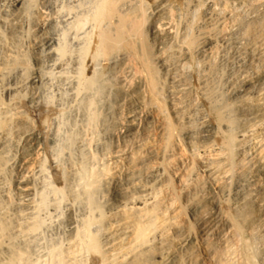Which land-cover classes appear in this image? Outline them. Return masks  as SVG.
<instances>
[{
    "label": "bare ground",
    "instance_id": "1",
    "mask_svg": "<svg viewBox=\"0 0 264 264\" xmlns=\"http://www.w3.org/2000/svg\"><path fill=\"white\" fill-rule=\"evenodd\" d=\"M16 1L19 2L21 0H6L5 5L3 7L2 6L0 7V93L2 92L8 93L9 90L15 89L13 86H11L12 83L9 84V82L7 81L6 82L2 81L4 80L2 78L5 77L4 68H6V66L9 64L12 65V63H16V61L19 63L23 60V53L19 48L18 42L25 33V28L29 20V16H28L29 13L27 12L29 11H27L25 6H22V3L25 0L21 2V6L19 7H15L14 3ZM53 2L54 0L50 3ZM91 2H92L91 6L89 5L90 8L89 9L86 8L85 11V14H87L88 19L92 22L91 30L86 32V36H85L87 43L85 44L82 51H80V54L78 55L76 54L73 56L71 55L72 57L70 56L66 57L67 55L66 50L64 49V47L61 46L62 43L61 40L63 39L62 36H64L65 33L69 32V30L71 31V29H75V28L77 29L78 26L80 28V25H83L84 21L87 23L86 17L85 19L84 17L80 18L77 13H74V15H70L71 10L69 8L76 7L75 5L71 4V7L69 8L67 7L68 9L67 8L62 9L58 13L59 15L56 19L51 16V13H49V11L51 10L48 9L47 11V3H48L47 0H39L38 6L33 11L35 12V14H37V19L34 18L33 20H36L34 22L36 23L35 28L39 32H41L42 30H46V32H41L40 35H38L37 37V41L35 44L36 51L34 52L33 55V59L36 67L33 68L35 70L30 74V79H28L30 80V82L27 87L32 88L35 84L38 83H39V87H41L40 81L42 79L43 80L45 79L44 77H42L43 73L41 70L42 68L44 69L46 67L55 70V72L58 73L60 77L68 79V76H65L64 73L66 66L69 65V63H71L73 66L77 65L78 66L77 68L79 69V71L77 72L78 73L77 81L72 78L69 79V82L71 84L76 83L78 86L82 88H87V89L94 88L97 92H101L104 88V81L106 79L105 75L103 73L98 72L96 68L97 61L101 59L106 63L107 71L109 73H112L114 75V78L117 77L116 79H118L117 83L115 82L116 85L114 90L120 96L119 100L121 101V103H119V105L124 106V105L138 104L139 106H141V108L146 109L145 119H149L152 116H155L158 119H160V122L162 123L161 125L163 126L162 130H164L165 133L163 137L164 144L162 150L159 152L158 151L156 152L155 150H150L151 148L149 150L147 149L148 151L144 154H142L143 152L142 151L141 154L139 153L140 155L139 154L137 155L135 152L132 151L130 153H126L125 155H123V152H121L122 156H118L119 158L117 159V161H115L117 162L115 165L116 171H114V168H111L110 165L108 166V164L103 166L101 165L102 167L100 166L101 169L99 170L90 171L89 181L86 182L84 185V193L87 196L89 211L80 220H76L75 216L69 217L68 222L69 225L71 226H69L68 228L69 229L67 235L68 238L66 237L67 238L66 242L61 241L66 243L65 247L60 251H56L52 255L51 258L52 264H179V262H181L180 261L181 256L185 252V251L183 252V250L185 249L186 246L192 244V242L189 235L184 234V230H183L184 228L182 224L183 222L181 223L180 222L181 220H178L179 215L177 216L175 214L177 208V207L175 208L177 204V203L175 204V202L178 197H177V193L173 192L174 191L173 186L171 188L169 186H171L172 181H175L176 184H178V186L175 187L176 191L180 190V188H182V183L187 179L185 173L188 175L189 170L187 169L186 160L184 159L182 160V158H179L180 163L178 164L179 161L176 162L175 157H173L172 155L171 156L167 155V152L170 150L169 148L172 145L171 143L173 139L177 140V143L180 145L181 152L184 151V147H182L183 146L182 138H180L177 134L174 133L175 124L173 126V122H171L169 119L170 117L167 116L168 108L166 107V103L167 102L170 103L169 109L173 113L175 119H178L179 116L178 121H180V118L183 119L182 115L180 117L182 103H184L183 97L185 94L191 92L193 89L198 92H201V94L204 95L206 99H208V101L212 105L210 111L213 115V120H210L208 119L209 117L206 118L208 116L207 114L205 113L202 114L203 112L201 113L202 126L200 124L199 125L202 128V133L200 136L203 139L201 138L200 139L203 140V142L204 141L205 142L204 144L201 145L199 144L200 147L198 148L196 147L195 150L197 151L196 159L200 163L198 169L201 170V168H204L202 169L203 171L201 174L206 176L208 180H210L211 182L213 181L214 176L216 178V175H218V173L224 172L223 176L225 175L226 177L227 173L225 174V172H228V169L231 168L232 165L234 164V160L232 159V153L236 149L239 150L242 158L241 160L240 159L237 160V162L235 161L236 166L238 165L239 167V171L235 168L238 172L236 175V189H235L236 190L235 196L238 200L237 202L238 209L236 216H239L241 218V221L242 219L245 221L248 220L250 223L253 224L256 221L257 222L264 221V191L263 192L260 191L261 185H264V141L260 140L261 135H259V133L261 132H263L264 135V125L262 124V126L259 128L261 132H259V130H257L259 133H257L256 131H255L256 133L254 132L255 133L254 138L256 139V142L255 141L254 142L255 144H257V146H255L257 147V149L255 150L256 151L255 154L252 155L251 157H247V153L249 152H247L248 149L246 147L245 140L236 139L232 133L225 134V136H223V138L221 139H218V137L216 136V134L218 133V127L221 124L227 123V126H232L234 122L233 113L239 114L241 116H245V119L248 120L251 119L254 120L255 122L259 121L262 118V122H264L263 121L264 119V0H91ZM83 4H87V3H83ZM66 6H68V4ZM82 19H84L83 22L81 21ZM118 52H120L119 53L120 55L117 60ZM6 69L5 71H7ZM25 73H27V71ZM48 75L51 76V74ZM49 78L51 79V77H48V79ZM52 78L54 77L52 76ZM45 81H47V76ZM219 82H222L223 83L222 86H224L223 89L225 92V96L227 97V100L225 101L218 100L216 97V93L218 92ZM23 94L24 93L22 92V95ZM9 95H13V94L10 93ZM21 99H23V97H21ZM28 99H30L29 103L32 106H34L35 104L38 105L37 102L33 101V96H31ZM98 101L102 102L101 99ZM118 102L119 101H116L117 103L116 106L118 105ZM46 103H50V106H52L50 101ZM193 103H195V101ZM54 104L57 105V103ZM111 104L113 105V103ZM3 105H4L3 103L0 104V144H1L0 146L1 149L3 146H5V142L7 141V138L10 134H13L16 137V139L18 137L23 141L22 148L25 147V150L20 151L22 153L16 170L18 175H16L17 177H16L15 188L19 191L18 193L21 194L22 196L21 201L24 202L23 205L25 208L23 212L25 214H31L30 200L33 194V190L31 187V180L34 174L41 172L43 170L42 158L40 159L41 157L40 154L44 151L43 149H45V146L48 147V145H45L46 140L48 138H46V135H43V131L41 133L42 129L40 130V132H38L35 128L30 126L29 124L30 120L28 117L29 113L28 111L21 112L24 110H19L20 109L19 104H18L19 106L13 105L15 106V108L13 107V110H15L14 116L8 115L9 111L8 108H6L8 105L6 107ZM114 106H115V102H114ZM54 107L56 108V106ZM44 108L45 107H43V109ZM43 109L42 111L47 110V109L46 110ZM119 109L120 108H118V112L120 111ZM132 115L123 119V121L119 119L121 122H119L117 125L118 129L113 131V133L110 132L116 139L122 140L123 143H125L127 137L135 134V132H137L136 131L137 126H140L139 124L136 125L137 123H135V120ZM59 116L60 114L58 115V118ZM151 119L147 121H150ZM255 122L254 124H252L253 126L256 125ZM188 123L190 124V121ZM258 125L261 124L258 123ZM49 126L53 127L52 125ZM48 128L50 129V127ZM56 131H58V129ZM177 132H179V135H181L180 131ZM52 135H54L53 132ZM55 135H57V133ZM57 137L59 136L57 135ZM53 142L54 141H52V144ZM88 144L89 143H86V145ZM187 144L190 145L191 143L188 142ZM96 145L98 144L96 143ZM126 145L127 144H123L122 148L115 150L116 154H118L120 151H123V147ZM18 146L19 145L17 144V147ZM55 147L53 149H55ZM90 148L89 150L91 151ZM129 149L132 148L129 147ZM194 149H195L194 147L191 148V151H194ZM48 150H52V149H48ZM92 150L95 149L93 148ZM55 151L56 150H54V152ZM57 151L60 153L59 150ZM57 151L56 153L58 155ZM74 151L78 152L79 150L78 151L74 150ZM2 153H4V151H2ZM50 153L52 152L50 151ZM50 153L49 156H51ZM43 154L46 153L43 152L42 155ZM102 156H106V155L103 154ZM45 159L47 160V158ZM50 159H54L55 163L58 162L57 160H55L56 158L51 157ZM89 159L91 158L89 157ZM107 159L109 161V157H107ZM193 160L194 159L192 158L191 163H194ZM2 162L0 161V170H1ZM58 163H56L55 165H57ZM112 163H114V161ZM53 164L54 163L50 164L49 162V167L50 165ZM55 165H53V167ZM226 166L228 168H226ZM55 167L59 169L58 166ZM96 169H98V167ZM186 169L188 170V172ZM216 170L218 173L214 175V172ZM8 171H11V169ZM60 171H58V173ZM142 171L143 173L146 171L145 172L146 176L145 179L143 180L140 179L142 178L141 177V175L143 174ZM140 172L142 174H140ZM57 174L55 176H57ZM166 174H167V178H165ZM212 175L214 176L212 177ZM232 175L234 176V174ZM55 176L53 177V182H55L54 181ZM68 176L66 177L68 178ZM173 176H176V179H174ZM220 177H222V174ZM67 180H69V178ZM101 181H103L104 183L107 184V186L110 187L109 189L112 200L111 204L108 207H106L107 210L105 212H103L96 206L93 197V194L97 191L99 184H101L100 183ZM40 182L42 183V181ZM59 193L60 191L58 192V194ZM67 193L65 192L64 194ZM61 195L62 194L60 193L59 196ZM202 202L203 199L201 203ZM212 202H213L212 199L211 200L208 199L207 203L212 204ZM207 206H209V204ZM209 209L210 210L208 215L206 214L207 217L206 218L203 217L204 219L202 218L203 220H201L200 222L198 221L200 224V229H199L200 232H203L204 230H206V228H208L207 230H209V228H211L212 230V228H217L219 226V219L221 218H218L219 215H217V209L212 206L211 208L209 206ZM22 210L19 211L22 212ZM203 212L205 213V211ZM25 221L27 222V220ZM170 226H173V228H171L173 229L172 230L173 234L168 233V235L169 234L174 235L175 240L177 242H175L176 244L174 243L176 245L175 247H173L174 250L168 252L167 251V249H169L168 247H171L169 242L167 243L164 240L158 242L156 241L157 244L155 245L154 243L151 242L156 237L154 235L156 231H158V233L161 235H165L166 232L165 236H167V231L170 229ZM31 227L32 226H30V228ZM222 227L224 228V226ZM5 229H6L5 226L4 227L0 226V233L4 232ZM235 236H237V233L235 234ZM155 240L158 239L155 238ZM219 253L220 252L216 250L214 251V254H212L213 256H215V263L218 262L217 259L219 257ZM80 254L84 255L85 258L83 260L82 259L79 260L80 258L78 259V255L80 256ZM154 254L157 256L159 260L150 261L149 257ZM2 259L3 258H1V260Z\"/></svg>",
    "mask_w": 264,
    "mask_h": 264
},
{
    "label": "rangeland",
    "instance_id": "2",
    "mask_svg": "<svg viewBox=\"0 0 264 264\" xmlns=\"http://www.w3.org/2000/svg\"><path fill=\"white\" fill-rule=\"evenodd\" d=\"M5 1L6 0H0V7L1 6L3 7L5 5V3H6ZM23 1L24 0H21L19 2L16 1L14 3L15 7L21 6V2H23ZM25 1H27V0H25ZM28 1L25 2V4L23 2L22 6H25L27 11H29V12H27V13H29L28 14L29 20H28V24L25 28V33L23 34V37L18 42L19 48L21 49V52L23 53V60L19 63L16 61V63H12V65L8 63L9 65L6 66L7 69L4 68V76L5 77L3 76L4 78H2V79H4V80H2V81L3 82L7 81V82H9V84L12 83L11 86H13L15 89L9 90L8 93H4V92L0 93V104L3 103L4 104L3 106H5V107L8 105L6 108H8V111L10 112V113L8 112V115H11V116L15 115L14 114L15 110H13V107L15 108L16 105L17 106L20 105L19 106L20 109L18 108L19 110H24L21 112L28 111L30 126L35 128L38 132H40V130L42 129L41 133L43 131V135H46V138H48L47 140H49V141L46 140L45 145H48V147L45 146V149H43L44 150L43 152L46 153L47 155L46 154L42 155L43 152L40 154V156H41L40 159L42 158L43 170L41 172L34 174L33 175L34 178L32 177V180H31V187L33 190V194L31 197L32 201L30 200L31 214H25L23 212L25 209L24 205H23L24 202L21 201L22 196H21V194L18 193L19 191L15 188L16 187L15 186L16 185L15 184L16 183V177H17L16 175H18L16 170H17L19 160L21 158L20 157L21 153H22L20 151L25 150V147L22 148L23 147V141H22V139H20L18 137L16 139V137L13 134H10L7 138V141L5 142V146H3L2 149L0 146V149H1L0 150V161L1 162L3 161L2 165H1V170H0V188H1L0 189V203H1L0 204V226L6 227L4 232L0 233V251H1L0 252V255H1L0 256V264H2L3 262H4L3 264H20L21 262H22L21 264H38V263H40V264H45V263L50 264L51 263L52 264V261H51L52 255L56 251H60L65 247V244H66L65 242L68 238V236H67L68 231H69L68 228H69V226H71V225H69V222H68L69 217L75 216L76 220H80L89 211V204L87 201V196L84 193V185L86 182L89 181L90 171L91 170H95V171L99 170V169H101V167L103 165H107V164H108V166L110 165L111 168H114V171H116L115 165L117 162H115V161H117V159L119 158L118 156H122L121 152H123V155H125L126 153H130L132 151L138 155L139 153L141 154L142 151H143L142 154L146 153L150 148H151L150 150H155L156 152L157 151L159 152L163 148V144H164L163 137L165 135L164 130H162L163 126L161 125L162 123L160 122V119H158L155 116H152L151 117L152 119L149 118V119H151L150 121H147L149 119H145V114H146L145 108L144 109L141 108V106H139L138 104L124 105V106L119 105V103H121V101L119 100L120 96L114 90L118 79H116L117 77L114 78V75L107 71V69H106L107 65L101 59L98 60L99 62L97 61L96 68H97L98 72L103 73L105 75L106 79L104 81V88H103L104 91L102 90L101 92H97L94 88L87 89V88H82V87L78 86L76 83L71 84L69 82V79L72 78V79L77 81V79H78L77 78V76H78L77 72L79 71V69L77 68L78 66L77 65L73 66L71 63H69L70 66L69 65L66 66L65 73H64L65 76H68V79L60 77L59 74L55 72V70H52V69L46 67L44 69L42 68L41 71L43 73L42 77H44L46 79V76H47V81H45V79L44 80L42 79L40 81L41 87H39V83L35 84L32 88L27 87L29 85V82H30V80H28V79H30V74L35 70L33 68L36 67L34 59H33V55H34V52L36 51L35 44L37 41V37H38V35H40L41 32H46V30H42L41 32H39L35 28L36 23H34V22L36 20H33L34 18L37 19V14H35V12H33V11L38 6L39 0L38 1L37 0H31V1L28 0ZM52 1L47 0L48 3L52 2ZM56 1H58V2H56ZM64 1H65V3H64ZM81 1L82 0H70V1L69 0H54L53 3H50V4L47 3V11H48V9L51 10V11H49V13H51V16L56 18V19L59 15L58 13L62 9H66L67 7L68 8L71 7V4L75 5L76 7H71L72 9L69 8L71 10L70 15H74V13H77L80 18L84 17V19H85V17H86L87 23L84 21V19L81 20L82 22L84 21V24H83L84 26L80 25V28H83V29H80L78 26V28H77L78 30L76 28L71 29V31L69 30V32L65 33V35L62 36L63 39L61 40L62 41L61 46L64 47V49L66 50V54H67L66 57L67 56L72 57L73 55L80 54V51H82L85 44L87 43V40L85 37L86 32L91 30V27H92V22L88 19L87 14H85L86 8L89 9L92 2H91V0H83L82 2ZM70 2H72V3H70ZM29 3H31V4H29ZM56 3H57V5H56ZM77 3H78V5H77ZM83 3H87V4H83ZM59 4H60V6H59ZM67 4H68V6H66ZM89 26H90V28H89ZM29 28H30V30H29ZM32 30L34 33L32 32ZM32 36H33V38H32ZM33 41H34V43H33ZM22 43H23V45H22ZM119 53L120 52H118L117 60H118L119 55H120ZM23 63H24V65H23ZM13 68L16 70H14ZM5 69L7 71H5ZM22 70H23V73H22ZM26 71H27V73H25ZM50 72H52V73H50ZM45 74H47V75H45ZM48 74H51V76ZM56 75H57V78H56ZM52 76L54 78H52ZM48 77H51V79L50 78L48 79ZM59 79H60V81H59ZM222 84H223L222 82H219V85H218L219 87H218V92L216 93V97L218 100H221V101L224 100L225 101V100H227V97L225 96V92L223 89L224 86H222ZM221 86H222V88H221ZM110 88H112V89H110ZM28 89H30V90H28ZM70 89H71V91H70ZM76 90L79 92H77ZM108 91L110 93L111 92L112 93L110 94ZM22 92L24 93L23 95H22ZM90 92H92V93H90ZM106 92L109 94H107ZM10 93L13 94L14 96L9 95ZM102 93H103V95H102ZM27 95H30V96H27ZM31 96H33V101L37 102L38 105L35 104L34 106H32L29 103L30 99H28V98H30ZM7 97L8 98L10 97L9 98L10 100ZM21 97H23L24 100L21 99ZM103 97H105V98H103ZM102 98H103V100H102ZM106 98H108V99H106ZM184 98L185 99L187 98V99L185 100ZM59 99H61V100H59ZM81 99H83V100H81ZM100 99L102 102L98 101ZM49 101L51 102L52 106H50V103H46ZM61 101H63V102H61ZM116 101H119L117 106H116V104H117ZM194 101H195V103H193ZM196 101H197V104H196ZM83 102L85 105L83 104ZM114 102H115V106H114ZM183 102L185 103V105H184V103H182V108L180 111V113H181L180 117L182 115L184 120L182 118H180V121H178L179 116H178V119L174 118L173 113L169 109L170 103L169 102L166 103V107L168 108L167 113L169 114V115L167 114V116L170 117L169 119L171 122H173V126L175 124L174 133L177 134L180 138H182V140H183L182 141L183 142L182 147H184V151L181 152L180 145L177 143V140L173 139L172 143H171L172 145L169 148L170 150L168 149L169 151L167 152V155H170V156L172 155L173 157H175L176 162L179 161V158H182V160L183 159L186 160L187 169L189 170V172H188V170L186 169L189 174L187 175L185 173L187 179L182 183V188H180V190L176 191L175 187L178 186V184H176L175 181H172L171 186H169L170 188L173 186V188H174L173 192L177 193V197H178L176 202H175V204L177 203L176 206L174 204L175 208L177 207L180 209L179 210L176 208L177 212L175 211V214L177 216L178 215L180 216V217L178 216L179 219L178 218L177 219L181 220L180 221L181 223L183 222L182 224H183V228H184L183 229L184 234L189 235V237L191 238V242H192V244H189L188 246L185 247L186 250L185 249L183 250V252L184 251L185 252L182 254L181 260H180L181 262H179V264H217V263L218 264H264V238H263L264 237V221H261V222L256 221L253 224V223H250L248 220L245 221L242 219V221H241V218L239 216H236L237 209H238V203H237L238 200L235 196V192H236L235 189H236V175L238 173L237 170L239 171V167H238V165L236 166L235 163L237 162V160H239V159L241 160L242 156H241L239 150L236 149L233 151L232 159L234 160V164L232 165L231 168L228 169L229 174H228V172H225V174L227 173L229 176L226 174V177H225V175L223 176L224 172L218 173L216 170L214 172V175H216L217 173H218V175H216V178L214 175H212V177L214 176V179L211 182L210 180H208V178L206 176L202 175L201 174L203 171L202 169H204V168H201V170L198 169V167L200 166V163L196 159L197 158L196 157L197 151H195V150H196V147L197 148L200 147L199 144L201 145V144H204V142H205V141L203 142V140H201L203 138H201V136H200L202 133V128H201L202 119H201V117H202V114L205 113L208 115L206 118L209 117L208 119L213 120V115L210 111V108L212 105L208 101V99H206V97L201 94V92H198L194 89L191 92H188L187 94L184 95ZM189 102L191 103V105ZM42 103H44V104H42ZM54 103H57V105L59 104L58 107ZM111 103H113V105ZM11 104H12V106H11ZM28 104H30V105H28ZM45 104H47V105H45ZM13 105H15V106H13ZM25 106H26V108H25ZM42 106L45 108L43 109ZM54 106H56V108ZM73 106H74V108H73ZM105 106H107V107H105ZM125 106H128V107H125ZM121 107H123V108H121ZM134 107H136V108H134ZM118 108H120L119 112H118ZM186 108H188V109H186ZM42 109L43 110L47 109V110L42 111ZM201 109H203V110H201ZM10 110H12V111H10ZM115 111H116V113H115ZM130 111H133V112H130ZM57 114L58 115L60 114L59 118H58ZM104 114H105V116H104ZM126 114H129V115H126ZM130 115L133 116L135 123H137L136 125L139 124L140 126H137V130H136L137 132H135V134H133L134 136L132 135V136L127 137L125 140V143H123L122 140L116 139L110 132L113 133V131L117 130L118 129V126H117L118 123L123 121V119L127 118ZM236 116H237V118H236ZM240 116L241 115H239V114L233 113L234 122H233L232 126H227V123L221 124L220 126L218 125L219 126L218 127V133L216 134V136L218 137V139H221V138H223V136H225V134L232 133L236 139L245 140L246 141L245 144H246V147L248 149L247 152H249V153H247V157H251L252 155L255 154V152H256L255 150L257 149V147H255V146H257V144H255L256 139L254 138V134L256 132L257 133L261 132L259 130V128L262 126V124L264 125V122H262V118L259 121L255 122L254 120H251V119H249V120L245 119V116H241V117ZM58 119L60 122L58 121ZM156 120H158V121H156ZM181 120H183L184 122ZM41 121H42V123H41ZM145 121H147V122H145ZM176 121H178L179 123ZM189 121H190V124L188 123ZM263 121H264V119H263ZM254 122L256 125L253 126L252 124H254ZM54 123H55V125H54ZM258 123L261 125H258ZM90 124H92V125H90ZM49 125H52V126L54 125V126L51 127ZM102 125H104V126H102ZM114 126H115V128H114ZM48 127H50V129ZM53 128H54V130H53ZM51 129H52V131H51ZM57 129H58V131H56ZM93 129L94 130L96 129L95 132ZM245 129H247V130H245ZM46 130H48V131H46ZM257 130H259V132ZM97 131H98V134H97ZM101 131H102V133H101ZM177 131H180L181 135H179V132H177ZM241 131H244V132H241ZM52 132L54 135L57 133V135L59 137H57V135H55V136L52 135ZM138 132H140V133H138ZM102 134H103V136H102ZM149 135H150V137H149ZM259 135H261V137H262L261 138L259 136L260 140L264 141L263 132L259 133ZM249 137H251V138H249ZM259 137H258V139H259ZM54 138H55V140H54ZM56 138H57V140H56ZM144 138H145V140H144ZM10 140H11V142H10ZM81 140H82V142H81ZM100 140H101V142H100ZM52 141H54L53 144H52ZM55 141H56V143H55ZM87 141H89V142H87ZM115 141H117V142H115ZM136 142H137V144H136ZM139 142H140V144H139ZM188 142H190L191 144L190 145L187 144ZM86 143H89V144L86 145ZM96 143L98 145H96ZM17 144L19 145L18 147H17ZM76 144H77V146H76ZM111 144H112V146H111ZM123 144H127V145L123 147V151H120L118 153L120 155L116 154L115 150L122 148ZM251 144H253V145H251ZM53 145H54V147L56 146L55 149H53L54 148ZM92 145H94V146H92ZM131 145H132V147H131ZM145 145H146V147H145ZM108 147H109V149H108ZM129 147L132 149H129ZM190 147L191 148L194 147L195 148L194 151H191ZM66 148H68V149H66ZM89 148L91 149V151L89 150ZM93 148L95 150H92ZM15 149H17V150H15ZM48 149H52V150H48ZM251 149H253V150H251ZM47 150H48V152H47ZM54 150H56V151L59 150L60 153L57 151L58 152V155H57L56 151L54 152ZM74 150H77V151L79 150L78 151L79 153L74 151ZM124 150H125V153H124ZM2 151H4V153H2ZM50 151L53 154L50 153ZM15 152H16V154H15ZM49 153L51 156H49ZM100 153H102V154H100ZM103 154L106 156H102ZM43 156H44V158H43ZM111 156H113V157H111ZM51 157L56 158L55 160H57L59 163L56 162L58 164L55 165L56 163H55L54 159H50ZM89 157L91 159H89ZM107 157H109V161H108ZM45 158H47V160ZM59 158H60V160H59ZM192 158L194 159L193 160L194 163H191ZM99 161H100V163H99ZM106 161H107V163H106ZM113 161H114V163H112ZM49 162H50V164L54 163L53 165L58 166L59 169H57L55 166L53 167V165H50V167H49ZM63 162H64V164H63ZM95 162H97V163H95ZM189 162H190V164H189ZM179 163H180V161L178 162V164ZM7 164H9V165H7ZM81 164H83V165H81ZM113 164H114V166H113ZM59 165H61V166H59ZM87 165H89V166H87ZM97 167H98V169H96ZM2 168H3V170H2ZM55 168L57 169V171ZM226 168H228V167L226 166ZM10 169H11V171H8ZM60 169H61V171H60ZM68 169H71V170H68ZM184 170H185V168H184ZM58 171H60V172L58 173ZM233 171H234V173H233ZM15 172H16V174H15ZM87 172H88V174H87ZM145 172L143 173V171H142L143 174L140 172V174H142L141 175L142 178H140V179H142V180L145 179V176H146ZM60 173H62V174H60ZM7 174H8V176H7ZM56 174H57V176H55ZM203 174H204V172H203ZM221 174H222V177H220ZM232 174H234V176ZM38 176H40V177H38ZM54 176H55V178L57 177L56 179L54 178L55 182H53ZM66 176H68L69 180H67L68 178ZM202 176H203V178H202ZM79 177L81 178L82 182L80 181ZM173 177H174V179H176V176H173ZM229 177H231V178H229ZM165 178H167V174L165 175ZM204 179H205V181H204ZM230 179H232V180H230ZM202 180H203V182H202ZM40 181H42V183ZM213 182H214V184H213ZM100 183L101 184H99L97 191L93 194V197H94V201H95L96 206L100 210L105 212L107 210L106 207H108L112 202L111 195H110V189H109L110 187L107 186V184L104 183L103 181H101ZM67 184H69V185H67ZM73 186H75L76 188ZM198 186H199V188H198ZM200 186H202V187H200ZM196 187H197V189H196ZM213 187H215L216 189ZM108 189H109V191H108ZM1 190H3V191H1ZM202 190H203V192H202ZM53 191H54V193H53ZM59 191L62 194L61 195L62 197L59 196L60 195V193L58 194ZM260 191L261 192L264 191V185H261ZM44 192H46V193H44ZM65 192L66 193L68 192L69 194L68 193L64 194ZM40 193H42L43 195ZM200 199H201V201L203 199L202 203H201ZM208 199L209 200L212 199V201H213L212 204L207 203ZM106 200H107V202L108 201L109 202L107 203ZM45 204L47 205V207ZM51 204H53V205H51ZM208 204H209L210 208L212 206V207L217 209V215H219L218 218H221V219H219V226L217 228H212V230H211V228H209L210 231L207 230L208 228H206V230H204L203 232H200L199 231V229H200L199 222L207 217L209 210H210L209 206H207ZM234 204H235V206H234ZM191 207H193V208H191ZM206 207H208V208H206ZM83 208H85V209H83ZM202 209H203V211H205V213L202 211ZM16 210H18V211L22 210V212L21 211L18 212ZM33 211H34V213H33ZM206 211H207V213H206ZM1 212H3V213H1ZM199 216H202V217H199ZM18 219H20L21 221ZM182 219H183V221H182ZM25 220H27V222ZM224 221H225V223H224ZM30 226H32V227L30 228ZM184 226L187 228H185ZM222 226H224V228ZM57 227H58V229H57ZM171 228H173V226H170V229L167 231V236H165L166 232H165V235H161L158 233V231H156L154 235L156 236L155 238L158 240H155V238H154V240H152L151 243H154V245H155V244H157L158 241L164 240L167 243L169 242V244L171 245V247H168L169 249H167V251L168 252L173 251L174 250L173 247L176 246L175 242H177V241L175 240L174 235H170V234H173V232H172L173 229H171ZM234 228L235 229L237 228V229L235 230ZM53 229H54V231H53ZM36 231H37V233H36ZM168 233H170V234L168 235ZM201 233H203V234H201ZM217 233H219V234H217ZM236 233H237V236H235ZM156 234H159V235H156ZM199 234L202 236H200ZM64 236H65V239H64ZM61 241H65V242H61ZM11 242L13 245L11 244ZM151 243H149V244H151ZM214 245H215V247H214ZM245 246H246V248H245ZM217 248H219V249H217ZM216 250H218L220 253H219V257H218L219 260L217 259L218 262L215 263V256H213L212 254H214V251H216ZM37 254H39V255H37ZM44 256H47V257H44ZM1 258H3L2 259L3 261L1 260ZM84 258L85 257L83 254H80V256L78 255L79 260H81V259L83 260ZM149 258H150V261L159 260L155 254L151 255ZM42 260H43V262H42Z\"/></svg>",
    "mask_w": 264,
    "mask_h": 264
}]
</instances>
